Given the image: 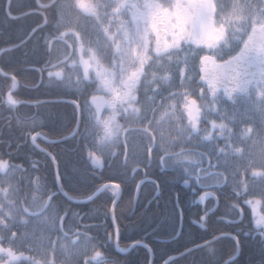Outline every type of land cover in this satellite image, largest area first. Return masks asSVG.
I'll return each mask as SVG.
<instances>
[{
  "label": "snow or ice",
  "instance_id": "1",
  "mask_svg": "<svg viewBox=\"0 0 264 264\" xmlns=\"http://www.w3.org/2000/svg\"><path fill=\"white\" fill-rule=\"evenodd\" d=\"M44 7L51 11L28 34L38 36L44 51L36 71L42 79L46 73L49 84L73 93L92 89L83 106L76 104L82 120L72 132L81 138L92 168L115 163L127 177L132 164L136 174L140 164L151 168L155 163L176 172L184 185H198L192 191L201 203L217 199L207 189L230 184L235 202L227 208L233 218L219 222L243 225L247 218L250 227L213 234L181 255L204 250L210 264H264V212L258 211L264 208V0H51ZM7 8L11 15V0ZM0 76L10 81L0 104L14 110L24 103L14 95L17 77L4 69ZM225 98L232 103L231 113ZM245 101L249 107L239 111ZM29 135L39 148L36 140L42 134ZM37 163L25 168L14 163L13 153L0 155V264H120L105 255L109 244L120 254L144 247L146 264H151L152 249L142 239L120 247L118 227L95 243L87 234L90 226L83 233L80 225L65 231L71 209L57 208L55 200L57 194L69 202L73 197L64 191L59 170L56 190L44 191L41 178H33ZM123 182L93 187L86 202L110 193L115 223ZM152 183L159 194V183ZM174 198L182 217L179 193ZM203 212L199 223L207 224L214 212L207 206ZM33 217L43 218L49 231L60 235L35 242L26 230ZM69 232L77 239L65 244ZM254 233L259 255L245 262L241 235ZM220 240L230 241L226 260L212 247ZM163 264H175V258Z\"/></svg>",
  "mask_w": 264,
  "mask_h": 264
},
{
  "label": "trees",
  "instance_id": "2",
  "mask_svg": "<svg viewBox=\"0 0 264 264\" xmlns=\"http://www.w3.org/2000/svg\"><path fill=\"white\" fill-rule=\"evenodd\" d=\"M40 2L47 4L51 0H40ZM6 6L7 0H0V48L23 41L38 23H42L44 16L43 13L35 12L18 19L9 18L6 13ZM38 8L37 0H12L11 13L19 15ZM49 11L50 9H45L47 15ZM11 53L14 55L9 58L10 63H4L2 67L5 71L16 75L20 87L14 95L24 103L14 110H9L5 105L0 104V118H2L0 119V155L6 152L13 153L14 163L23 164L25 168L30 166L32 159H37L38 170L33 173V178L36 176L41 178L44 191H55V163L49 155L33 146L29 134L42 133L51 140L71 135L77 126L78 109L76 105L68 102H47L36 105L27 103L68 97L63 95L64 90L62 88L50 85L45 77L43 83L36 87L40 80V73L36 72V69L33 70V67H28L40 68L45 58L38 36L34 35L26 44ZM9 84V80L0 76V92L5 93ZM76 100L81 101V105L85 101L84 99ZM17 119L22 121L20 126L17 125ZM9 124L11 125L10 128ZM38 142L54 154L59 163V172L63 177L62 183L65 185L64 189L73 198L86 199V195L91 194L90 190L93 187L110 180L117 181L115 174H93L91 162L87 159V153L82 149L81 138L73 137L63 143L56 144L47 143L42 139H39ZM9 143L11 147L8 146ZM17 145L20 146L18 149ZM5 158L7 157L5 156ZM25 185V191L31 195L33 190L27 187V181H25ZM36 194L41 195L42 193ZM44 199L47 197L45 196ZM133 200L134 189L128 188L117 204V221L123 235L122 248L131 245L136 240L143 239L148 232H155V235L165 238L176 236L180 223L178 215L170 216L169 221L165 217L163 224H161L163 215L159 214L158 208L150 210L145 216H129L127 214L131 210ZM168 203L174 206L173 199L169 200ZM55 204L57 208L71 209L65 222V230L67 231L69 228L75 230L77 225H80L79 229L85 231V225L90 226L89 224L96 223L100 218H103V220H107V223L101 229L91 225L88 233L92 235L114 233L109 218L113 205L110 193H102L95 200L85 204L69 202L62 194H58ZM99 209L100 212L97 213ZM72 213L78 215L73 217ZM60 215H64L63 210L60 211ZM26 230L37 243L41 236L60 235L50 232L47 223L41 217H33ZM197 238H200L198 233L194 231L189 222H186L184 232L179 239L170 243L156 241H146V243L155 252L154 264H163L168 258L185 252L186 248L201 244L202 241H197ZM222 241L226 243L228 250L229 241ZM92 242L95 243L96 241L93 240ZM70 243L71 241H68L66 244ZM100 250L104 251V249ZM146 253L147 250L144 247H139L127 254H120L109 244L105 255L118 260L120 264H146ZM148 260L151 261V255L148 256ZM175 264H210V258L206 251L198 250L193 251L191 255L176 258Z\"/></svg>",
  "mask_w": 264,
  "mask_h": 264
},
{
  "label": "flooded vegetation",
  "instance_id": "3",
  "mask_svg": "<svg viewBox=\"0 0 264 264\" xmlns=\"http://www.w3.org/2000/svg\"><path fill=\"white\" fill-rule=\"evenodd\" d=\"M49 3H47V4H49ZM11 4H12V0H11ZM45 9H49V8H43V7L41 8L39 6V8L38 9H34V11L39 12V13H43L44 16H46L47 14L45 12ZM6 13L8 15L7 6H6ZM20 15H22V14L15 15V14L11 13V15H8V16H9V18L18 19V18L23 17V16H20ZM17 16H19V17H17ZM28 37H29V35H28ZM28 37H26L24 40H26ZM31 38H29L28 41ZM23 41H21V42H23ZM28 41L23 43L21 46L26 44ZM21 42H19V43H21ZM19 43H17V44H19ZM17 44L9 45V46H3V47L0 48V69H4L2 67L4 65V63H10L9 62L10 61L9 58L12 55H14V53H11V52L17 50L21 46H19L17 48H14L12 50H6V49L8 47L15 46ZM7 65H9V64H7ZM10 66H11V64H10ZM32 67H33V70L38 69L35 66H29L28 68H32ZM44 77L47 78V74L46 73L44 74L43 79H42L41 74H40V80H39L38 84L36 85V87L40 86L43 83ZM17 81H18V79H17ZM19 87H20V82L18 81V87H17V89L15 91H17L19 89ZM62 89L64 90L63 95L68 96V97H65V98L69 99V97H70V99H74V100H76V99H79V100L84 99L85 100L87 98V95L90 94L91 91H92V89H89L88 93L81 94L79 92L73 93V92L67 91L64 88H62ZM3 94L4 93L0 92V97H3ZM97 95H103V93H97ZM61 99H64V98H61ZM225 100H226V103H225L224 107L228 110L229 113H231V111H232V103H231V101H227V98H225ZM76 101H78V100H76ZM250 103L251 102H247V101L242 102L241 104H239L237 106L238 110L239 111H245L249 107ZM78 104L81 105V101H78ZM81 106H83V105H81ZM217 107H219V106H217ZM101 114L106 117L108 115V110L104 109ZM212 118H215V116H213ZM0 119H2V118H0ZM78 120H79V114H78ZM124 122L125 121L123 119H120V123L121 124H123ZM202 126H204V125H202ZM81 127H82V125H81ZM240 127H244V125H240ZM101 135H102V133H101ZM77 137L80 139L79 136H77ZM71 138H73L72 135H71V137L69 139H71ZM40 139L44 140L45 142L47 141V138L43 134L40 137ZM61 139H63V138H61ZM69 139H67V140H69ZM67 140H64L62 142H56V143H63L65 141H67ZM30 141L32 143L31 139H30ZM0 142H1V140H0ZM47 143L56 144L55 142H48V141H47ZM36 144L39 145V149H45L47 151V153L52 154L40 142H38ZM115 151L119 152L120 149H115ZM42 152H44V151H42ZM52 155L54 156V154H52ZM98 155H99V153H98ZM112 160L115 161L116 158L113 157ZM119 160L122 161L123 160V156H120ZM32 161H36L37 162V159L34 158V159L31 160V162ZM131 167H137V165L132 164ZM131 167L128 170L127 177L122 175L123 170L122 169H118L116 167L115 163H113L111 167L105 166L103 169H93V174H115L116 179H117L116 182L124 181L123 183H121V191L119 193V196L116 197V198L120 197V200L123 197L126 189H128V188L134 189V200H133V203H132L131 210L127 214L129 216H136V215H138L139 217L145 216L146 214H148L150 212V210L158 208L159 209V214L163 215V217H162L163 221L161 222V224L164 223L165 217H166V219L168 221H169V217L170 216L178 215L180 217L179 229H178V233L176 234L175 237L165 238V237H161L159 235H155V232H148V233H146L144 235V238L142 239L144 241V243H146V241H156V242H159V243L160 242H162V243H170L173 240L179 239L181 237V235L183 234V232H184V228L186 226V222H189L191 224V226L193 227L194 231L196 233H198L200 238H197V241H202V242H200L201 244H203L205 240H210L213 234L218 236V235H220L221 232H233V233H235L240 227H243L245 230H247L250 227L249 220L247 218L244 220L243 225L237 224V225L229 226V225H226L224 223H220L219 222L221 217H223L225 220H230V219L233 218V216L231 214H229L230 210L227 208V205L235 202V200L233 199L232 186L230 184L227 185V186L221 185L219 187V190H217V189H207L208 191H214L216 193L217 199L212 200L211 203H209L208 201H205V202L201 203V202H199L198 198H194L193 191H192V187L193 186L196 187V188H199V186L198 185H194V184L193 185H184L178 179V174L176 172H174V171H172L170 169H168V170L161 169L160 167H158L154 163L151 166V168H147V167H145L144 164H140L138 166V168H139L138 173L133 174L132 171H131ZM204 167H207V164H205ZM255 170L259 171L261 169H259L257 167ZM145 173H147V175ZM141 181H144V183L142 184L138 200L136 201V193H137L136 185L139 184ZM153 181L158 182L159 185H160L159 194H157V192H156V190H155V188L153 186V183H152ZM205 183L206 184H212V183H214V181L207 180V181H205ZM174 193H179V196H180V208L183 209V216L182 217L179 215L178 211L174 208V206L170 205L168 203V201L171 200V199H173L174 203H175ZM119 201H118V203H119ZM87 203H89V202H87ZM78 204H85V203H78ZM181 204H182V206H181ZM206 206L213 210L214 215L210 216V220H209V222L207 224H201V223H199V217L204 214L203 210H204V208ZM112 207H113V205H112ZM112 207H111V210H110L109 218L111 220V223H112L114 231H115V228H116V226H115L116 223L118 225V228H119V231H120L119 245L121 247V240L123 238V235H122V231H121V229L119 227V224H118V221H117V207H116V210H115V213H114L115 214V223L113 222V218H112L113 217V215H112ZM258 211L264 212V208H258ZM99 212H100V209L97 210V213H99ZM182 219H183V222H182ZM237 219H239V218L237 217ZM65 222H64V228H65ZM106 223H107V220H105V219L103 220V218H100L98 220V222L93 223V224L91 223L89 225L90 226L94 225L95 227H98V228L101 229ZM85 226H87V225H85ZM65 231H67V230H65ZM79 231L81 233L84 232L83 229H79ZM87 234H88L89 237L95 238L94 239L95 241H97V240H105V238H106V233H104V235H101V234L92 235L90 233H87ZM68 235H69V239L63 240V242L68 243V241H73V240L77 239V237L74 236L72 234V232H69ZM51 238L52 239H56L57 236H52ZM80 239L82 240L83 237H80ZM241 239L244 242L243 243L242 260L247 262L252 257H258L260 250H259V246H258V243H257L256 234L254 233L251 237L241 235ZM113 240H115V236H113ZM223 242L224 241L220 240L217 243L213 244L212 247L217 249V256L218 257H222L223 259L226 260L228 258L229 249L227 250V245H226V243H223ZM229 243H230V241H229ZM148 247L153 250V248L151 246H148ZM192 248H194V247H192ZM153 252H154V250H153ZM154 257H155V252H154ZM177 258H179V257H177Z\"/></svg>",
  "mask_w": 264,
  "mask_h": 264
},
{
  "label": "water",
  "instance_id": "4",
  "mask_svg": "<svg viewBox=\"0 0 264 264\" xmlns=\"http://www.w3.org/2000/svg\"><path fill=\"white\" fill-rule=\"evenodd\" d=\"M48 5V4H47ZM41 7H43V8H47V7H44L45 5H40ZM33 12H36V11H30V12H27V13H24V14H22V15H20V16H25V15H28V14H31V13H33ZM17 17H19V16H17ZM28 39H29V37L26 39V40H24L23 42H21V43H19V44H17V45H15V46H11V47H8L6 50H12V49H14V48H17V47H19V46H21L23 43H25L26 41H28ZM5 51V50H4ZM74 101L75 100H72V99H67V98H64V99H49V100H41V101H37V102H27V103H30V104H39V103H44V102H71V103H73V104H77L78 102L77 101H75V103H74ZM26 102V101H25ZM79 120H82V116H81V112L79 111ZM42 136V135H41ZM71 136H69V137H66V138H64V139H60V140H53V141H50V140H48L49 142H62V141H64V140H67V139H69ZM51 157H54L52 154H51ZM55 158V157H54ZM55 165H56V170H59L58 168H59V165H58V162H57V160L55 159ZM151 180V179H150ZM145 181V180H144ZM143 181V182H144ZM62 183V182H61ZM141 187H142V184H141V186H140V189L139 190H137V193H136V201L138 200V197H139V193H140V190H141ZM65 191V190H64ZM66 192V191H65ZM68 196H70L69 194H68ZM98 197V196H97ZM96 197V198H97ZM95 199V198H94ZM120 200V197H118L117 199H116V205H115V208H114V213H115V210H116V206H117V203H118V201ZM73 202H75V203H87L86 202V200H78V199H74L73 198ZM112 215H113V207H112ZM182 222H183V219H182ZM116 227H118V225H117V223H116V225H115ZM119 233H120V231H119ZM152 252H153V250H152ZM181 256H183V255H181V254H179V255H175V256H173V257H171V258H177V257H181ZM151 264H154V252H153V254H152V260H151Z\"/></svg>",
  "mask_w": 264,
  "mask_h": 264
}]
</instances>
